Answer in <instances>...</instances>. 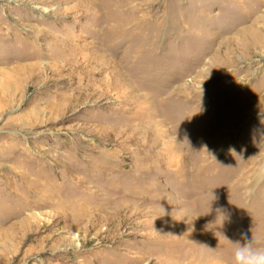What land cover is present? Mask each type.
<instances>
[{"label":"rangeland","instance_id":"obj_1","mask_svg":"<svg viewBox=\"0 0 264 264\" xmlns=\"http://www.w3.org/2000/svg\"><path fill=\"white\" fill-rule=\"evenodd\" d=\"M264 248V0H0V264H232Z\"/></svg>","mask_w":264,"mask_h":264},{"label":"clouds","instance_id":"obj_2","mask_svg":"<svg viewBox=\"0 0 264 264\" xmlns=\"http://www.w3.org/2000/svg\"><path fill=\"white\" fill-rule=\"evenodd\" d=\"M232 264H264V248L244 243L234 251Z\"/></svg>","mask_w":264,"mask_h":264}]
</instances>
